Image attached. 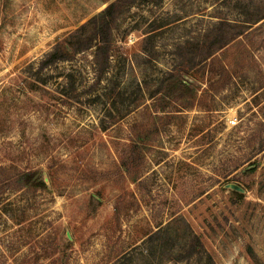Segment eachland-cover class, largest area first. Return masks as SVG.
I'll list each match as a JSON object with an SVG mask.
<instances>
[{
  "label": "rangeland",
  "instance_id": "obj_1",
  "mask_svg": "<svg viewBox=\"0 0 264 264\" xmlns=\"http://www.w3.org/2000/svg\"><path fill=\"white\" fill-rule=\"evenodd\" d=\"M114 1L0 0V264H264V0ZM85 24L95 92L25 73Z\"/></svg>",
  "mask_w": 264,
  "mask_h": 264
},
{
  "label": "trees",
  "instance_id": "obj_2",
  "mask_svg": "<svg viewBox=\"0 0 264 264\" xmlns=\"http://www.w3.org/2000/svg\"><path fill=\"white\" fill-rule=\"evenodd\" d=\"M128 0H116L107 6L99 16L94 18V22L99 18L103 17L102 19H111L114 18L117 11H122L125 6L128 5ZM263 11V8L261 9ZM256 13H249L246 19L239 20L241 22V26L238 30V34H241L242 31L250 26L252 23L256 21H260L264 19V11L258 13V15H254ZM224 22V21H219ZM88 24L83 25L82 27L78 28L74 32H72L69 37L70 39L66 41L68 45L71 46L72 53H66L62 51L61 44H56L51 51L46 53L42 59L37 62H33L29 64L26 68L27 70L25 73L35 79L37 82L46 84L49 80L55 79L54 75L48 76V74L52 71H59L60 64L67 63L69 64L70 70L67 73H59L61 77L64 78V83L62 84L63 92L66 96L73 98V94L76 93L78 90V85L82 86V93L83 94H90L96 91V88L101 86L104 79L108 80V72L112 67L113 63V56H114V49L112 40H103L100 41L96 45V50L92 53L91 58L83 56L80 57L81 64L75 63L78 61L76 55L80 54L81 52H87L92 49L91 45H88V42L84 41L85 44L81 41V33L87 27ZM151 26V25H150ZM157 29H152V31L147 35V39L152 38ZM77 37L78 39L73 42L71 38ZM212 52H209L207 55L211 56ZM136 57H141V55H135ZM89 61V62H88ZM80 65V66H79ZM61 72V71H60ZM107 76V77H106ZM113 83V82H112ZM111 84V80L109 84L103 87V90L106 92L104 93L105 96L109 95V86ZM139 85V84H138ZM115 91V88H112ZM73 96V97H72ZM91 101V98H88ZM105 127V126H104ZM16 178L18 180H26V182H30L32 179V172L31 171H19L16 173ZM16 181V180H14ZM0 198H1V190H0ZM3 210H0V214ZM194 238L198 240L199 238L197 235H194ZM201 242V241H200ZM200 246L203 248L202 243H199ZM204 249V248H203ZM199 257V261L202 259V255L197 253L196 251H191V254L188 255V259L191 260L193 257ZM213 259L211 256H208V264H212Z\"/></svg>",
  "mask_w": 264,
  "mask_h": 264
}]
</instances>
